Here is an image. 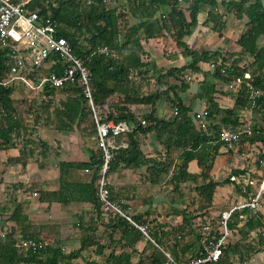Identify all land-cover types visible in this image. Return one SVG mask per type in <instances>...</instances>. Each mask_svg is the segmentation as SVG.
Instances as JSON below:
<instances>
[{
  "label": "trees",
  "instance_id": "obj_1",
  "mask_svg": "<svg viewBox=\"0 0 264 264\" xmlns=\"http://www.w3.org/2000/svg\"><path fill=\"white\" fill-rule=\"evenodd\" d=\"M111 1L30 0V6L38 9L43 20H54L58 35L66 37L75 53L86 60L92 73L94 101L99 107L101 121H126L130 125L129 131L116 138L118 147L109 163L110 172L131 170L144 175L151 184L160 183L161 178L169 174L175 194L169 202L162 201L163 212L160 213L181 216L182 220L177 226L167 229L155 217L150 218L149 210L133 212L132 218L146 227L153 241L124 216L106 213L97 195L98 179L104 164L103 152L97 147L88 160L60 159L59 187L40 190L39 201L49 204L90 202L95 215L103 222L104 234L98 235L99 228L86 227L80 218L79 246L66 251L67 244L48 242L36 232L31 219V200L13 196L9 190L0 201V229L3 233L0 237V264H77L80 259L87 264H97L85 254L90 248L97 256H104L105 264H155L167 259L165 252L178 261H188L203 249L202 239L210 244L220 236V225L210 224L206 235L199 230L212 217L210 207L218 187L235 184L232 175L248 172L246 168L235 169L223 180L212 175L215 160L225 146L219 140L220 131L223 128L234 131L248 128L243 111L251 110L249 129L252 133L246 134L242 140L264 149V43L261 44L264 38V0H126L129 3L127 10ZM185 2L186 6L183 5ZM220 6L245 21V29L236 42L242 53L251 57L246 64L241 65V58L229 62L230 57H226L221 48L199 50L185 40L199 24L200 14L206 16L205 25L222 33L226 21ZM168 36L174 39L177 49L190 61L166 71V76L178 80L168 88L161 86L154 91L143 92L146 69L151 63L145 58L148 55L146 43ZM103 46H107L111 53L100 52L98 48ZM54 58L56 61L49 62L45 70L61 74L64 64L58 56ZM10 59L6 47L0 44L1 70L7 69ZM188 69L204 75L198 93L204 101L202 111L196 110L182 97L191 88V83L184 77ZM131 73L134 74L132 78ZM245 73L251 74L252 83L261 90L255 104L251 103L250 91L246 87L249 79L244 78L237 92H232L234 103L222 105L217 95L232 93L220 89L219 85H230ZM138 75L141 80L135 79ZM15 99L14 86L0 87V163L2 152L12 149H17V152L8 155V164L26 166L37 155L47 158L51 153L50 145L34 134L42 121L48 125L55 119V128L65 133L97 134L93 112L78 83H67L62 88L47 86L36 96L29 108L35 116L33 124L25 122ZM161 101L169 102V117L160 114ZM23 102L28 101L24 99ZM137 108L141 110L137 111ZM200 120L205 122V128L200 126ZM151 133L155 136V143L163 147L156 155L144 149L143 138ZM261 159H264V151ZM193 161L197 162L199 172L190 171ZM74 170L92 173L84 177L85 180H72L70 174ZM187 183L196 190V198L194 194L187 195L183 191V185ZM19 185L22 183L17 182L10 188L17 189ZM236 189L246 199L256 192L251 183L246 186V191L236 183ZM110 191L114 200L124 201L122 206L130 213L131 205L125 201L132 197L123 196L122 191H117L113 185H110ZM189 204L195 205V211L199 213L188 212ZM238 214H232L229 222L234 234L224 246L222 257L206 264L251 262L256 254L264 252V213L258 211L246 220H241ZM198 217H203L200 227L195 220ZM149 221L153 222L152 228ZM29 237L46 240V247L38 252L21 253L18 243ZM143 241L146 242L145 247L139 249L137 245Z\"/></svg>",
  "mask_w": 264,
  "mask_h": 264
},
{
  "label": "rangeland",
  "instance_id": "obj_2",
  "mask_svg": "<svg viewBox=\"0 0 264 264\" xmlns=\"http://www.w3.org/2000/svg\"><path fill=\"white\" fill-rule=\"evenodd\" d=\"M114 5L118 6L119 8H125L128 9V4L126 0H112L111 1ZM186 6V2L183 4ZM219 10L221 13L224 14V20L226 21V26L223 28L222 33H219L217 31H214L211 29L208 25H205L204 21H206L205 14H200L199 24L194 27L193 33L189 36L185 37V40L188 42V44L195 49L199 50H216L221 48L223 54L226 57H230L229 62H233L236 58H241L242 63L246 64L247 62L251 61V57L247 56V54H243L241 47L237 44L236 40L238 39L240 33L245 29V21L240 20L236 18L235 14L232 12H227L226 9H224L222 6L219 7ZM134 21V19H133ZM264 43V38L261 39V44ZM176 42L171 36L168 37H159L151 39L149 42L146 43V49L148 51V55L145 56L147 60H151L150 65L146 69V78L143 82V92L147 91H154L157 88H168L171 83H174L178 81L175 77L169 78L165 75L166 71L171 68L172 66H181L187 62L190 61V58L187 56H184L180 49H177ZM231 53H234L236 55L230 56ZM134 77V74H133ZM184 77L187 81L191 83V88L182 94V97L187 103H190L194 106L196 110L202 111L204 106V101L201 100L198 97V93L200 92V81L203 79L204 75L202 73H194L190 69L186 70L184 73ZM137 80H141V76H136ZM150 82V83H149ZM232 86L226 85V84H220L219 88L222 90H226L227 92H237L235 88H231ZM34 91H30L27 89L18 88L15 92V100L16 104L19 108L20 114L24 117L25 122L29 124H33L34 121V115L31 114L29 111L30 109V102L36 96H38ZM219 98V101L224 106H230L234 103V95L233 93H228L225 95H217ZM42 97V96H40ZM26 99L28 102H23V100ZM40 99V98H39ZM160 114L164 115L165 117H169L170 115V105L167 101H161L160 102ZM145 109H149V107H145ZM141 110L140 108H137V111ZM54 118V117H53ZM243 118L247 120L246 127H250V120L252 119V112L251 110H244L243 111ZM40 132V133H39ZM35 135L44 138L47 140L48 144L50 146V152H52L53 149L57 147V144L61 142L59 138H63L64 141H66L64 147L66 148L69 145V149L71 151V154L78 158L79 156L83 155L81 146H94L98 147V142L95 136H82L78 131L77 132H71V133H65L58 131L55 128V119L50 124L45 125L42 121L40 123L39 127L34 132ZM145 140L144 149L149 154L156 155L158 152V149L163 150V147L159 145L158 143H155V136L154 134H150L147 137L143 138ZM79 143V145H78ZM84 143V144H82ZM68 144V145H67ZM222 154H220L213 165V168L211 170L212 175L218 179L223 180L227 178L229 175H232L233 170L235 169H244L246 168L248 172L246 174L241 175H235V182L241 186V188L246 191V186L251 183L255 186L256 191H259L260 187V180H262V176L264 175V159H261V153L264 151L259 146L251 145L249 142H247L245 139L242 140L240 143H238L234 149L227 148L223 146L221 148ZM231 150V151H230ZM3 156H8L10 154L9 152H2ZM69 154V155H71ZM175 154V153H174ZM73 157V158H75ZM68 159V158H66ZM258 161L260 163H258ZM4 163V161H2ZM193 164V163H192ZM22 165V164H21ZM195 163H194V169H195ZM118 170L116 172H110L109 171V178L111 181V185L115 187V189L120 191L122 188H119L120 186H125L124 188L127 190L129 189V186L132 184V182H135V193L134 195L139 196V198H136L135 201H125L131 206L129 207L130 213L137 211H145L149 210L151 213V219L156 218L159 222H162L166 228L170 229L174 226H177L181 222V216H166L165 214H161L163 212V204L162 201L169 202L173 194V185L171 182H169L170 175L167 174L163 178H161V182L158 184H151L148 181H146L144 175H141L139 173H128L129 176L124 173L123 175H119ZM75 173H77L79 176L78 178L87 177L92 173V171H83V170H74ZM258 174V175H256ZM233 176V175H232ZM126 185H122L124 183ZM138 181H141V184L137 183ZM236 183L232 184H226L218 187V190L215 194L214 201L212 206L210 207L212 217L210 218V224L211 225H220L221 220V213L222 211L229 210L230 207L236 206L239 204L236 203H242L247 201L246 198H244L243 195H241L239 192H237L236 189ZM191 183H187L183 185L185 188H183V191L187 195H195V198L197 196L196 190L192 189ZM123 190V189H122ZM126 192V191H125ZM128 193H133L127 191ZM143 199H145V202L143 203ZM199 199V198H198ZM151 202H150V201ZM124 201H119V203L122 204ZM195 205L189 204L187 207V211L191 212L194 211V214H198L199 211H195ZM259 211L264 213V195L261 202V207ZM161 212V213H160ZM51 213L46 214L47 218L44 219L45 221H53L56 220V218L53 216H50ZM198 216V215H197ZM200 216V215H199ZM105 218L107 220L108 215H105ZM196 224H199V227L201 226L200 223L203 220V217L196 218ZM212 220L213 223H212ZM149 226L152 228L153 222L149 221ZM71 224V223H69ZM76 228H72V226H66L64 227V230L66 231V235L70 239V246H66V251L71 250L72 248H76L79 245V240H77V237L74 234H77L78 226H75ZM55 227L49 228V234H52L55 232ZM104 228V227H102ZM202 228V227H201ZM80 230V229H78ZM104 234L102 229V235ZM3 237L2 230L0 229V237ZM46 236V235H45ZM48 242H53L54 240L51 238V236H46ZM232 238V237H231ZM146 241V240H145ZM146 242H139L138 248L142 249L145 247ZM120 250V248H119ZM86 256H88L91 260L94 262H97V264H105V258L103 255L97 256L93 251L92 248L87 251ZM259 256V253L257 254ZM136 256V255H135ZM264 254L261 255V258H263ZM134 260H137V256L134 257ZM77 264H87L85 260L80 259L77 261ZM250 264H262L259 259H256V255L254 256V260L250 262Z\"/></svg>",
  "mask_w": 264,
  "mask_h": 264
},
{
  "label": "built area",
  "instance_id": "obj_3",
  "mask_svg": "<svg viewBox=\"0 0 264 264\" xmlns=\"http://www.w3.org/2000/svg\"><path fill=\"white\" fill-rule=\"evenodd\" d=\"M88 2L90 3L91 0H88ZM0 44L6 47L7 55L11 58L7 62V69H0V87L14 86L15 92L18 88H22L40 94L45 91L47 86L62 88L67 83H78L93 112L97 124L96 139L98 148L103 152L104 164L100 171L97 187V195L102 203V208L106 213H118L124 216L152 239L146 231V227L136 223L131 213L111 196L109 163L114 157V149L118 147L117 136L129 131L130 125L126 121L118 123L113 120L101 121L99 107L96 106L94 101L91 83L92 73L86 60L75 53L73 46L66 37L58 35L57 23L54 20L42 19L38 9L30 6V0H0ZM98 49L106 54L111 53L107 46ZM54 56H58L60 62L62 61V64H64L61 74L45 70L49 62L56 61ZM132 77L133 73L130 74V78ZM244 78L249 79L246 82V87L250 91L251 103L255 104L261 90L252 83L250 73H245L244 77H237L230 86L238 90ZM142 123L145 124L146 121L143 120ZM199 124L203 128L206 127L203 120H200ZM251 133L252 131L249 128L237 131L223 128L219 133V140L225 144V147L234 149L246 134ZM232 178L235 179V175ZM260 181L259 191H256L251 198L245 202L236 203L239 205L232 206L229 210L222 211L219 222L220 236L210 244L202 239L203 249L199 255L188 261H178L165 252L167 259L155 264H206L218 261L223 255L224 246L234 234V228L229 225L232 214L237 212L241 220H246L248 216H252L259 211L264 195V175ZM209 229L210 220L203 224L202 228H199L203 235L208 234ZM46 245L47 241L44 239L29 237L21 240L18 243V248L21 253L38 252L44 249ZM237 264H250V262Z\"/></svg>",
  "mask_w": 264,
  "mask_h": 264
},
{
  "label": "crops",
  "instance_id": "obj_4",
  "mask_svg": "<svg viewBox=\"0 0 264 264\" xmlns=\"http://www.w3.org/2000/svg\"><path fill=\"white\" fill-rule=\"evenodd\" d=\"M59 140H61V142L57 144V147L52 150V152L47 158L42 157V155H37L35 158H32L26 166H23L21 164H8L6 161V158L8 156H6V158L5 156L1 158V161H4V163L2 162L0 163V201L7 196L9 190L13 196H18L20 198H26L31 200L32 203L31 219L36 229V232L44 236L46 239H47L46 236L49 235L51 236V238L53 237L52 239L54 241L65 243L67 244L66 246L71 247L70 239L65 234L66 231L64 230V227L66 226L68 227L70 225L72 226V228H76L75 226H78L79 228L80 218H81L82 223L86 227L99 228L97 233L98 235L101 236L103 229L102 227H104L101 218H98L97 215H95L90 202H77V203L75 202L71 204H62L55 202L49 204L47 202L39 201V192L40 190L43 189H57L59 187L58 161L60 159L68 158L67 160H88L92 154V150L96 149V147L92 145L91 146L82 145L81 148L83 155L76 158L75 156H73V154H71V151L67 149L69 148L68 144H67L68 145L67 148L66 146L64 147L66 141H64L63 138H59ZM45 141L48 142L47 140ZM57 151H59L58 157L56 156ZM16 152L17 149L10 150L11 154H14ZM39 157H41L40 158L41 160H44L43 163L42 161H39L38 159ZM194 163L196 167L195 169H194ZM190 171L199 172V167L196 161L191 162ZM124 173H126V175L129 176L128 173H132V171L131 170L119 171V175L120 174L123 175ZM77 176L79 175L74 171H72L70 174V178L72 180H85L84 177L78 178ZM124 181L125 180H123L122 183L124 184L122 185H126L125 183L126 181L125 182ZM17 182L22 183V185H19L17 189L13 187L10 188V186H13V184ZM137 183L141 184V181H138ZM136 185L138 184L132 182V184L129 186V189L127 190L124 188L125 186H120L119 188L123 189L120 190L122 191L123 196L132 197L130 201H135L136 198H139V196L137 197V195H134ZM131 190L133 193L130 194L127 192V191L131 192ZM142 201L145 204L148 203L145 202V199H143ZM48 213H51L50 216L52 217L54 216L56 220L45 221L44 219L47 218L46 214ZM52 227H55V229L53 228L55 232L49 234L48 229ZM77 231L79 232H77V234L74 235L77 237L78 240L81 235V231L78 229ZM263 254L264 252L259 253V256L256 254V259H259L262 264H264V256L263 258H261V255Z\"/></svg>",
  "mask_w": 264,
  "mask_h": 264
}]
</instances>
